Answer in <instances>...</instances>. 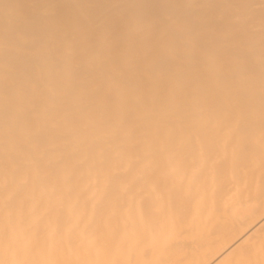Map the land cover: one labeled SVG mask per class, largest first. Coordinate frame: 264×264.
<instances>
[{
	"label": "bare ground",
	"instance_id": "obj_1",
	"mask_svg": "<svg viewBox=\"0 0 264 264\" xmlns=\"http://www.w3.org/2000/svg\"><path fill=\"white\" fill-rule=\"evenodd\" d=\"M0 264H264V0H0Z\"/></svg>",
	"mask_w": 264,
	"mask_h": 264
}]
</instances>
